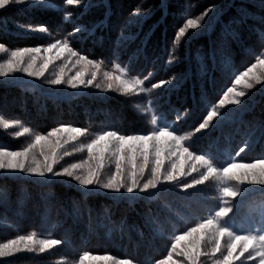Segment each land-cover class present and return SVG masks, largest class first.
<instances>
[{
	"label": "trees",
	"instance_id": "obj_1",
	"mask_svg": "<svg viewBox=\"0 0 264 264\" xmlns=\"http://www.w3.org/2000/svg\"><path fill=\"white\" fill-rule=\"evenodd\" d=\"M193 1V10L189 11L187 0H168L167 14L161 20L159 0H110L112 15L103 30L97 29L96 36L103 35L110 43L125 21L128 26L124 35L135 36L137 32L140 35L118 56H113L107 45L100 48L92 47L90 41H72L81 54L100 61L97 80L100 86L96 87L94 82L95 90H86L83 86L73 90L67 84L48 83L61 69L65 79L76 77L80 72L87 78L93 70L91 65L65 59L50 63L44 76L39 78L23 73L0 77V120L12 124L10 128L0 124V150H23L37 134L46 136L55 127H79L86 134L80 139L85 140L89 135L107 130L150 133L167 124L176 129V134L188 137L182 144L190 151L195 149L198 154L212 157L217 165H224L229 158L239 163L264 159V135L259 131L264 122V83L254 84L252 88H246L243 80L235 84L236 77L247 71L257 56H264L258 33L253 31L264 26L251 19L239 22L237 9L243 6L257 16L260 10L252 7V0ZM88 2L95 5L98 0ZM47 3L51 5L47 10H25L23 6L0 10V44L5 49L0 51V64L18 47L43 48L55 42L54 38L74 32L76 27L91 29L104 19L102 7L84 9L81 5L67 4V0H47ZM137 4H142L141 13L135 12ZM149 7L153 15L143 21L142 27L138 26L137 19ZM217 10H221L218 16ZM201 16H204L201 28L206 30L190 29L192 36L180 45L178 55L170 52L175 28L183 26L187 19ZM41 25L46 26L52 36L48 32H32ZM18 31L27 33L28 37L21 38ZM149 32L151 36L142 54L130 61L129 57L140 47V40ZM237 32L243 46L232 40L233 33ZM221 40L227 42L230 54L217 52L213 61L210 53ZM117 66L124 70L125 79L141 80L140 88L149 91L137 89L127 94L105 91L103 73L117 74ZM261 71L260 68L254 70L257 75ZM185 77L179 88L172 87L176 80ZM161 81L168 84L159 89L152 87ZM228 88H234L233 94L245 92L241 97L246 102L244 109L236 114L232 110L237 106L226 101L219 109L224 115L220 124L213 127L220 120L219 116L214 117L208 129L196 133V127L203 122H196L197 119L201 114L206 118L207 112L224 99ZM185 106L188 109H184ZM153 117L157 121L155 125ZM115 122L123 125L116 127L112 125ZM79 143L71 141L65 145L71 155L64 156L61 164L67 166L87 158L86 152L72 149V144L78 147ZM34 151L38 155L39 146ZM197 175L193 172L187 180ZM233 187L243 190L240 197H221L220 184L211 179L187 191L175 183H166L144 194L124 193L121 198L102 190L83 195L75 182L47 186L36 182L34 177L6 180L0 170V243L33 232L37 238L64 242L43 253H18L11 258H0V264H79V257L84 253L108 255L120 261L128 260L130 264H159L169 260L168 252L176 235L202 223L220 206H234L226 222L231 229L239 231L251 226L255 231L264 223V194L260 193L259 186L233 182ZM20 228L27 230L20 232ZM226 240L227 237H221L222 250L226 249ZM187 243V240L180 241L177 250L181 251ZM201 260L203 264H214L215 258L202 256ZM85 264L95 262L86 261ZM169 264L187 262L183 255L173 253ZM234 264L240 261L234 260ZM246 264L253 262L246 261Z\"/></svg>",
	"mask_w": 264,
	"mask_h": 264
},
{
	"label": "snow or ice",
	"instance_id": "obj_2",
	"mask_svg": "<svg viewBox=\"0 0 264 264\" xmlns=\"http://www.w3.org/2000/svg\"><path fill=\"white\" fill-rule=\"evenodd\" d=\"M67 4L81 5L84 9L91 6L102 7L105 9L104 19L91 29L76 27L74 32L68 33L63 38H54L55 42H49L46 47H18L11 52V57L0 64V77L7 78L12 73H23L27 77H42L48 69L49 64L57 60L65 59L70 62L81 65H91L92 71L85 78L84 73L80 72L76 77L64 78L63 69L55 78L48 81L51 85L67 84L70 89H78L81 86L87 89L96 82L99 87L98 73L100 61L90 59L88 55L81 54L75 49L72 43L74 39H80L82 42L90 41L92 47L104 48L107 45L113 56H118L128 46V43L135 40L140 35L126 36L124 31L128 26L125 21L118 30V34L111 42H107L105 36H96L97 29L103 30L107 24L109 16L112 15L113 5L110 0H98L95 5H90L88 0H67ZM13 6H23L25 10H47L51 5L47 0H0V10H8ZM252 7H258L260 14L254 15L245 7L237 9L239 22L243 23L249 19L257 21L259 25L264 26V0H252ZM142 4H137L136 13H141ZM159 10L161 11V20L167 14L168 0H159ZM211 11V9H209ZM221 10H217L216 15ZM153 15L151 7L145 13H142L136 23L142 27L143 21ZM204 15H207L205 13ZM187 19L183 26L178 29V36L184 37L189 29L201 28V20ZM235 22V21H233ZM155 28V25L153 26ZM62 31V29H60ZM258 33V40L264 47V27L253 29ZM32 32L51 31L46 26H38L32 29ZM78 34V35H77ZM199 34V33H197ZM21 38L28 37L27 33L17 32ZM151 32L145 33L140 40V47L129 57L131 61L139 54H142L147 45ZM232 40L243 46L239 33H233ZM4 46L0 44V51H4ZM217 52L222 55H229V48L226 41L221 40L212 49L210 56L215 61ZM44 53V54H42ZM52 53H55L52 55ZM66 53V56L64 55ZM49 54V55H45ZM75 58V61H71ZM260 68L259 75L254 70ZM117 74L105 71L103 80L105 91L133 93L137 89L140 91H149L141 89V80L125 79V72L122 68L116 67ZM176 80L173 88H179L184 79ZM245 81L246 88H252L254 84L264 83V56H257L256 62L242 72L235 79V84ZM167 81H161L154 84L153 88H161L167 85ZM170 90V89H169ZM234 88H228L224 93V99L219 104L212 107L207 112L206 118L196 127L195 132L201 133L208 129L214 117H220L213 127L220 124L224 115L219 109L225 102L237 106L232 110L239 114L245 107V101L241 97L245 96L244 91H235ZM152 123H157L155 117ZM5 128H10L11 123L0 120ZM28 131L27 128L24 129ZM259 131L264 135V122L261 123ZM85 131L79 127H55L47 135L37 134L34 140L23 150L5 151L0 150V170H3L4 179H21L22 177H34L36 182L51 186L56 183L68 184L75 182L80 186L83 195L96 194V190H102L106 194L111 193L115 196L123 197L124 193L140 194L148 193L149 190H155L163 184L175 183L187 191L198 185H204L206 181L215 179L220 184L221 197H240L242 189L233 187L236 185L259 186L260 193L264 194V159H258L254 163H239L228 159L224 165H217L214 159L206 154H198L195 149L189 150L188 146L182 144V141L188 139L187 136L176 134L175 128H170L167 124L154 128L150 133L141 132L126 134L117 130H107L87 136L85 140ZM71 141H79V146L72 144L71 147L78 152H86L87 158L78 163H70L67 166L61 164L64 156L71 155V151L65 145ZM39 146V154L35 149ZM241 152L244 148L240 149ZM195 162V163H193ZM193 172L198 175L191 181L187 176ZM184 177L185 179H181ZM234 206H220L214 214L209 215L202 223H197L195 227H190L182 235L175 236V242L171 245L168 252L169 260H162L159 264H169L173 253L183 255L187 264H203L201 257L215 258L214 264H234V260H239L240 264H246V261H252L253 264H264V223H261L255 231L251 226L239 231L226 226L227 220L233 214ZM147 222V221H146ZM221 237H227L226 249L221 248ZM187 240L188 243L183 246L181 251L177 250L180 241ZM64 242L58 239L37 238L35 232L31 235H18L14 239H7L0 243V258H11L18 253H43L50 247L62 245ZM219 253V255H217ZM245 253L247 255L245 256ZM244 257V259H240ZM86 261H94L95 264H130V261H120L112 256H89L84 253L79 257V264H85Z\"/></svg>",
	"mask_w": 264,
	"mask_h": 264
},
{
	"label": "rangeland",
	"instance_id": "obj_3",
	"mask_svg": "<svg viewBox=\"0 0 264 264\" xmlns=\"http://www.w3.org/2000/svg\"><path fill=\"white\" fill-rule=\"evenodd\" d=\"M188 1V6H189V11H191V10H193L192 9V6H193V4H194V1L193 0H187ZM178 29L179 28H175V34H174V37H173V41L172 42H174V44L172 45V48H171V51L170 52H172V53H176V56L178 55V53L177 52H179V47H180V45L181 44H183V43H185L191 36H192V31L189 29L188 30V32L185 34V36L184 37H179L178 36ZM173 49H176V51L175 52H173ZM110 60L113 62V60H114V58L111 56L110 57ZM111 62V63H112ZM86 67L85 66H83V67H81V69H85ZM42 83H45V82H42ZM96 83V82H95ZM94 83V84H95ZM93 84V85H94ZM49 85V84H48ZM90 86V87H88L86 90H95V86ZM102 88L103 89H105V84L102 86ZM184 109H188L186 106L184 107ZM203 116L204 115H200V117L197 119V121L196 122H199V121H201V120H203ZM111 124V123H110ZM112 125H116V127H119V128H121V125H123L121 122H115V123H112ZM195 126L193 125V126H191L190 128L191 129H193ZM71 151V150H70ZM29 229V228H28ZM27 229H19V231L20 232H25ZM110 250V249H109Z\"/></svg>",
	"mask_w": 264,
	"mask_h": 264
}]
</instances>
